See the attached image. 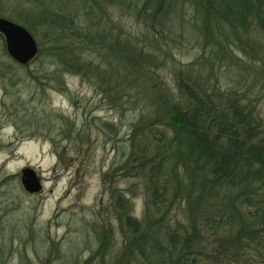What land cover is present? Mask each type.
I'll use <instances>...</instances> for the list:
<instances>
[{"label":"trees","instance_id":"trees-1","mask_svg":"<svg viewBox=\"0 0 264 264\" xmlns=\"http://www.w3.org/2000/svg\"><path fill=\"white\" fill-rule=\"evenodd\" d=\"M62 1L0 0V17L37 38L34 60L46 52L55 67L27 72L32 94L61 89L66 73L90 82L109 108L135 113L122 161L102 175L110 197L92 224L97 248L81 264H264V0ZM121 7L140 33L110 16ZM185 41L198 47L188 63L169 46ZM27 67L0 34V79L18 86ZM7 107L19 130L53 134L51 113ZM59 119L55 137L88 141ZM101 129L117 134L109 123ZM120 179L133 183L113 187ZM51 251L40 264H51Z\"/></svg>","mask_w":264,"mask_h":264},{"label":"rangeland","instance_id":"rangeland-1","mask_svg":"<svg viewBox=\"0 0 264 264\" xmlns=\"http://www.w3.org/2000/svg\"><path fill=\"white\" fill-rule=\"evenodd\" d=\"M110 16L119 27L131 33L139 31L123 7L112 9ZM169 46L175 60L182 63L192 61L198 51L193 41ZM41 70H55L46 52L26 69L18 70L22 75L18 86L0 79V264H40L53 245L56 251H51V264H81L95 252L98 236L92 224L101 222L98 214L110 197L102 175L122 161L126 145L123 140L135 119L132 110L106 106L90 82L71 74L61 75V89L47 86L35 92L37 95L32 94L35 86L27 72L38 74ZM164 73L169 76L167 70ZM232 77L235 75H230L226 84L233 85ZM9 104L51 113L53 134L34 136L25 128L19 130L7 116ZM260 106L264 112V97ZM26 109H21L23 115L30 113ZM59 117L88 134V141L80 144L55 137L65 127ZM103 123L112 124L117 134L109 138L101 129ZM26 167L34 170L42 183L36 194H28L22 187L21 171ZM131 183L130 179H120L112 186L124 190ZM132 202L137 215L143 207L142 194ZM111 223L113 240L118 243L116 223Z\"/></svg>","mask_w":264,"mask_h":264},{"label":"water","instance_id":"water-1","mask_svg":"<svg viewBox=\"0 0 264 264\" xmlns=\"http://www.w3.org/2000/svg\"><path fill=\"white\" fill-rule=\"evenodd\" d=\"M0 34L4 38L8 56L15 63L27 65L37 56V43L25 27L0 17ZM20 181L28 194H36L43 187L36 172L29 167L22 169Z\"/></svg>","mask_w":264,"mask_h":264}]
</instances>
